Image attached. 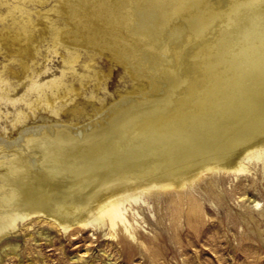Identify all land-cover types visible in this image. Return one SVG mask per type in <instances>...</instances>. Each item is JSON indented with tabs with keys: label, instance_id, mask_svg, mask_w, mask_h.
Instances as JSON below:
<instances>
[{
	"label": "bare ground",
	"instance_id": "1",
	"mask_svg": "<svg viewBox=\"0 0 264 264\" xmlns=\"http://www.w3.org/2000/svg\"><path fill=\"white\" fill-rule=\"evenodd\" d=\"M59 2L70 69L97 48L138 85L105 110L0 136V239L33 218L133 239L131 201L264 165V0Z\"/></svg>",
	"mask_w": 264,
	"mask_h": 264
},
{
	"label": "rangeland",
	"instance_id": "2",
	"mask_svg": "<svg viewBox=\"0 0 264 264\" xmlns=\"http://www.w3.org/2000/svg\"><path fill=\"white\" fill-rule=\"evenodd\" d=\"M68 19L59 0H0V136L42 119L68 123V111L83 106L105 110L138 85L97 48H78L70 69L53 34ZM143 198L127 205L133 239L102 223L64 232L33 218L0 239V264H264L262 163L246 176H204Z\"/></svg>",
	"mask_w": 264,
	"mask_h": 264
}]
</instances>
